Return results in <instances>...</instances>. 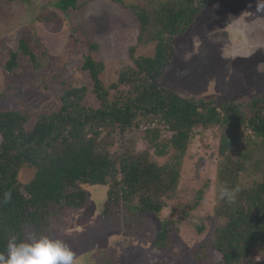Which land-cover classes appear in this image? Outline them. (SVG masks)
<instances>
[{"label":"trees","instance_id":"16d2710c","mask_svg":"<svg viewBox=\"0 0 264 264\" xmlns=\"http://www.w3.org/2000/svg\"><path fill=\"white\" fill-rule=\"evenodd\" d=\"M89 1L57 0L54 10L46 7L38 18L49 29H57L58 11L69 20L72 8ZM114 1L137 15V45L155 43L153 56H136L137 46L131 47L134 64L122 66L117 81L106 86L101 79L105 64L92 56L98 43L71 25L74 46H86L80 68L92 88L66 79L70 70L66 64L62 71L42 78L45 91L52 85L60 88L59 109L32 114L0 108V253L13 237L18 241L31 235L56 239L51 205L85 206L86 185L107 186L102 216L120 221L123 229L140 227L149 214L161 212L176 196L195 131L218 126L222 133L211 214L216 224L202 245L203 256L198 253L196 260L210 251L219 254L216 264H258L256 256L264 250V100L257 97L246 106L231 102L219 107L159 85L174 57V38L187 31L209 0H166L159 6L152 1ZM26 36L25 31L19 34L14 49L0 42V48L8 52L6 71L12 73L21 61L36 72L53 69L54 57L48 49ZM139 120H145L144 138L156 155L173 152L172 162L159 165L148 153L127 146L119 153L110 151L117 133L139 126ZM166 132L171 135L164 137ZM26 165L35 174L23 184L18 176ZM221 188L238 189L233 203L219 199ZM9 191L11 201L5 203L4 194ZM174 224L165 221L156 238L157 249L172 248ZM206 227L204 222L194 225L197 233ZM156 264L169 263L159 259Z\"/></svg>","mask_w":264,"mask_h":264},{"label":"rangeland","instance_id":"374dc122","mask_svg":"<svg viewBox=\"0 0 264 264\" xmlns=\"http://www.w3.org/2000/svg\"><path fill=\"white\" fill-rule=\"evenodd\" d=\"M123 1H152L159 6L166 0ZM257 2L209 0L187 31L174 38V57L159 85L219 107L231 102L246 106L257 97L264 100V13L257 12ZM56 3L57 0H0V42L14 49L19 34L25 31L31 43L48 49L55 64L53 69L36 72L21 61L20 67L9 73L5 69L8 52L0 48L1 109L32 114L59 109L60 88L52 85L45 91L42 78L62 71L66 64L70 68L66 79L92 88L87 73L80 68L86 46H74L71 25L75 24L81 34L98 43L99 49L92 51V56L105 64L101 79L106 86L117 81L122 66L134 64L131 47L137 46L136 56L154 55L155 43L137 45L138 17L121 3L91 0L78 9L72 8L74 15L69 20L58 11L60 28L49 29L38 16L46 7L54 10ZM137 122L139 126L117 133L110 151L119 153L127 146L132 151L148 153L150 160L159 165L172 162L174 153L156 155L155 148L144 138L145 120ZM221 133L218 126L195 131L176 196L168 200L161 212L149 214L140 227L123 229L120 221L114 223V219L101 215L107 203L105 185H86L88 202L83 207L51 205L56 239L72 249L75 264H156L159 259L169 264H216V252L208 251L202 260H196V256H203L202 245L208 242L209 232L216 224L211 214ZM170 135L166 132L164 137ZM34 174L35 169L26 165L18 178L24 184ZM195 203L198 205L192 209ZM165 221L175 222L176 229L171 236L172 248L162 251L155 247V242ZM202 222L207 225L206 231L197 233L194 225ZM256 261L264 264V250L258 252Z\"/></svg>","mask_w":264,"mask_h":264},{"label":"clouds","instance_id":"9594fccd","mask_svg":"<svg viewBox=\"0 0 264 264\" xmlns=\"http://www.w3.org/2000/svg\"><path fill=\"white\" fill-rule=\"evenodd\" d=\"M257 12L264 13V0H258ZM238 189L221 188L219 199L229 204L236 198ZM11 192L4 194V202L11 201ZM0 264H75L72 249L62 240L49 236L31 235L18 241L9 239L4 253H0Z\"/></svg>","mask_w":264,"mask_h":264}]
</instances>
